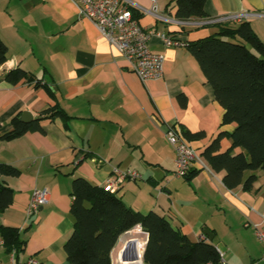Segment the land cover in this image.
I'll return each mask as SVG.
<instances>
[{
  "label": "crops",
  "instance_id": "crops-1",
  "mask_svg": "<svg viewBox=\"0 0 264 264\" xmlns=\"http://www.w3.org/2000/svg\"><path fill=\"white\" fill-rule=\"evenodd\" d=\"M130 1L142 13L141 25L154 31L151 50L165 58L159 79L142 81L97 25L82 15L76 0H0V37L9 49L7 62L0 65V137L12 131L14 117L26 112L33 122L57 105L70 117L43 120L42 132L0 142V162L21 171L18 177H4L14 199L0 214V226L28 229L22 231L27 244L20 263L33 257L42 264H71L64 245L74 229V180L83 177L107 187L115 168L134 170L141 178L126 179L116 191L128 207L165 217L194 242H213L223 264H264V246L255 234V227L264 223V172H257L252 191L243 186L229 190L225 173L216 172L204 158L220 133L227 135L221 151L232 147L229 135L236 124L223 125L224 108L188 48L220 27L236 28L243 22L264 41V19L255 15L264 12V0H208L207 18L188 21L176 17L173 0ZM155 1L167 20L146 12ZM225 17L229 20L218 22ZM160 33L184 45L167 46ZM17 68L41 80V86L3 79ZM173 125L204 134L191 141L198 154L192 178L175 174L176 150L165 135ZM37 189L48 190L49 202L28 219ZM12 254L0 238V264H12Z\"/></svg>",
  "mask_w": 264,
  "mask_h": 264
},
{
  "label": "trees",
  "instance_id": "trees-1",
  "mask_svg": "<svg viewBox=\"0 0 264 264\" xmlns=\"http://www.w3.org/2000/svg\"><path fill=\"white\" fill-rule=\"evenodd\" d=\"M181 21L207 18L205 6L208 0H173ZM135 18L142 13L129 7ZM190 52L201 66L206 81L212 85L219 104L224 108L223 125L236 124L229 135L232 147L221 151L225 133L204 150L203 156L216 172H224L227 189L243 186L252 191L264 172V41L255 33L249 22L238 27H220L216 34L190 42ZM8 46L0 37V65L7 62ZM4 80L13 85L22 81L40 87L42 82L22 68L5 74ZM51 91L53 89L50 88ZM69 115L59 106L47 109L31 123H25L20 115L12 119V131L0 137V142H10L29 132L43 131L41 121ZM190 140L204 137L202 132L183 131ZM243 151L235 154L234 150ZM191 172L185 178H192ZM21 171L0 162V214L13 203L14 191L4 177H18ZM71 213L74 229L64 245L71 264H112V253L121 236L140 226L148 233L144 252L145 264H223L222 256L213 244L205 240L194 242L175 229L165 217L151 212L141 214L128 207L124 201L106 187L92 184L83 177L76 178L72 189ZM19 228L0 226V238L7 254L24 252L27 240Z\"/></svg>",
  "mask_w": 264,
  "mask_h": 264
},
{
  "label": "built area",
  "instance_id": "built-area-1",
  "mask_svg": "<svg viewBox=\"0 0 264 264\" xmlns=\"http://www.w3.org/2000/svg\"><path fill=\"white\" fill-rule=\"evenodd\" d=\"M80 7L81 13L84 17L91 19L99 28L101 34L113 45L121 55L130 63V69L138 75L142 81L150 79H159L164 73L165 58L161 54L154 53L151 50L150 41L154 36V31L143 27L138 18H135L131 7L130 0H76ZM151 13L156 18L167 20L158 8V4L154 3L151 10L146 11ZM255 15L264 19L263 13H256ZM229 17L221 18L218 22L228 21ZM163 43L167 46H183L184 44L166 33L158 34ZM166 138L176 150V171L178 177H186L191 170H193L198 154L196 148L191 141L185 136L184 132L176 125L167 126L165 132ZM114 178L107 185V189L116 193L117 186L123 183L126 179L137 180L141 175L134 171H121L118 168L114 169ZM49 202V192L47 189H37L34 191L31 201L27 208V217L31 219L40 209ZM134 230L145 232L140 226ZM133 231V230H132ZM131 233V231H129ZM145 239L140 243L134 241V251L129 253L135 258H124L126 253L127 242L121 248L120 253L118 246L121 242L119 239L112 253V264H145L144 252L148 243V233ZM255 234L257 240L264 246V223L255 227ZM13 252L11 262L12 264H42L36 258H30L25 263H18ZM264 260V255H263Z\"/></svg>",
  "mask_w": 264,
  "mask_h": 264
},
{
  "label": "bare ground",
  "instance_id": "bare-ground-1",
  "mask_svg": "<svg viewBox=\"0 0 264 264\" xmlns=\"http://www.w3.org/2000/svg\"><path fill=\"white\" fill-rule=\"evenodd\" d=\"M146 237V233L143 232V231H139V230H133L131 231V233H128L127 235L123 236L122 239H121V242L118 246V253H120V250L122 247H124V245L127 243V242H134V241H137V243H140L143 242L142 240L145 239Z\"/></svg>",
  "mask_w": 264,
  "mask_h": 264
},
{
  "label": "water",
  "instance_id": "water-1",
  "mask_svg": "<svg viewBox=\"0 0 264 264\" xmlns=\"http://www.w3.org/2000/svg\"><path fill=\"white\" fill-rule=\"evenodd\" d=\"M21 120L25 123H30L32 122L33 120V117L30 113L26 112L22 115V118ZM129 232L125 233L124 235H127ZM207 237H210L209 239L210 240H213L214 237L211 233V231L209 230H206L205 233H204ZM134 248H135V245L133 242H130L128 245H127V248H126V253L124 255V258L127 259V258H132L134 259L135 257L134 256H131L129 253H131L132 251H134Z\"/></svg>",
  "mask_w": 264,
  "mask_h": 264
}]
</instances>
